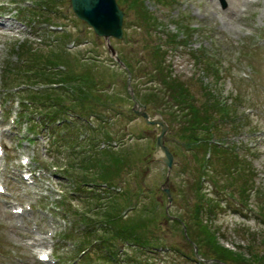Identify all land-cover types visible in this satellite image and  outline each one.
Listing matches in <instances>:
<instances>
[{"label": "rangeland", "instance_id": "1", "mask_svg": "<svg viewBox=\"0 0 264 264\" xmlns=\"http://www.w3.org/2000/svg\"><path fill=\"white\" fill-rule=\"evenodd\" d=\"M119 1L125 12L123 36L110 38L106 43L103 38L96 39L93 30L76 17L70 0H0V23H3L0 24V92H4V87L11 92L5 97L8 102L2 103L0 97L3 109L0 126L6 123L11 126L8 116L12 119L20 110L10 99L20 101V94L24 97L27 93L22 90L25 86H16V79L21 80L13 74L16 72L10 74L11 79L16 78L14 82L6 81L13 86L4 82V73L12 65L19 67L21 63L17 46L34 48L35 54L42 57L47 51L57 53L59 59L57 54L54 59L68 63L64 70L70 76L80 74L76 83H83V77L91 89L100 93L97 101L103 103L95 110L107 122H98L97 116L82 120L70 112L67 117L72 124L67 134L75 132L84 144L88 135L85 127L96 129L98 124H105L101 126L103 129L117 135L112 142L99 139V147L117 143L114 150H121L125 156L120 162L125 175L123 179L120 175L113 176L116 189L112 190H122L120 201L124 206L127 201L123 200L122 193L127 189L126 182L128 192L135 194L132 205L137 210H127L125 217L136 219L144 214L137 232L145 235L144 240L163 246L157 248L159 254L149 256L147 263L198 264L167 249L176 247L191 256L195 245L183 224L170 219L169 215L178 216L193 226L195 216L209 215L208 211H212L213 219L209 223L217 232L218 245L240 252L249 262H254L264 250V0ZM141 7L144 14L139 13ZM109 44L113 53L108 50ZM24 48L22 50H26ZM158 58H164L165 72L170 70L172 77L178 81L180 77L189 84L197 100L202 101L201 92L212 88L210 92L219 95L222 101L234 100L237 104L231 121L218 124L221 132L215 139L221 137L234 151L247 155L254 178L247 183L254 191L244 194L249 195L248 201L239 198L238 183L233 187L223 183L220 176L202 184L197 182L198 172H206V169L198 171L202 152H191L187 150L188 145L181 142L179 109L173 108L172 100L152 72ZM204 58L218 67V79L199 64ZM150 90L156 94V100L151 98ZM146 97L152 100L146 102ZM144 106L151 117L159 115L169 125L165 143L175 159L167 184L172 196L170 203L162 190L168 168L154 161L153 156L160 128L147 124L135 112L142 111ZM117 111L120 114H116ZM29 124L23 119L16 129L11 131L12 125L2 136L4 157L0 158V185L5 187L6 193L0 194V264H43L38 261L42 252L53 254L60 264H87L80 260L76 250V243L84 240V224L77 222L70 210L80 209L94 217L86 198L94 189L88 188L91 184L83 186L85 190L80 192L83 199L72 194L75 184L88 182L87 177L90 176V181L98 179L71 167L74 162L80 166L81 154L74 161L71 154L65 156L63 149L56 151L57 145L49 146L51 131L25 133ZM233 125L238 127L233 128ZM63 128L54 129L55 134H62ZM23 158L29 160L28 167L22 165ZM214 167L218 168L216 164ZM27 170L32 171L33 183L31 179H22L21 174ZM65 201L69 208L63 207ZM16 205L26 209L17 218L11 213ZM66 232L72 234L64 238L62 234ZM133 250L127 249L128 256ZM120 258L125 259V255ZM111 262L109 260L108 264H113ZM262 263L261 260L259 264ZM123 264L126 261L123 260Z\"/></svg>", "mask_w": 264, "mask_h": 264}, {"label": "trees", "instance_id": "2", "mask_svg": "<svg viewBox=\"0 0 264 264\" xmlns=\"http://www.w3.org/2000/svg\"><path fill=\"white\" fill-rule=\"evenodd\" d=\"M141 1L144 3L145 0ZM159 1L161 2L162 0ZM118 2L120 1L118 0ZM139 13L144 14L143 7H141ZM182 33H185V31ZM22 48L24 46L21 48L17 46V49L21 52H18V58L21 59L19 67L12 65L4 73L5 84L13 86V84H8L6 81L10 79V81L14 82L16 78L21 77L20 81L16 79L15 84L16 86L26 87L22 89L23 92H27L24 97L21 94L19 96L22 99L21 106L23 107L22 112H20V118L30 122V129L32 131L42 130V133L44 131H51L48 144L51 147L57 145L56 151L63 149L65 156L71 154L74 161H77L80 158L78 155L81 154L82 164L78 162L80 166L77 167L74 162L71 167L83 170L84 175H92L93 178L98 179V181L94 179L90 181L89 176L87 177L88 182L75 184L74 188L75 193L73 196L81 199L84 198L80 193L85 190L83 186L91 183L92 186L88 188L94 189L89 191L90 193L86 196L89 200L88 203L91 204L90 211L94 213L92 214L94 217H90V215L83 213L84 211L80 209L70 210L75 215V220L84 224V240L81 243H77L80 251L85 250L86 257L83 260L87 261V264H94L92 260L96 261V264H108L109 260H112L111 263L113 264H123V260L126 261V264H151L150 261L147 263L146 260H150L149 256H152V253L159 254L156 252L157 248L163 246L144 240L145 235L137 232V229L142 225L140 220L144 218V214L139 215L136 219L129 215L125 217L124 214L127 210H137L132 205V198L135 194L132 196L128 192L130 190L126 182L127 189L122 193L124 196L123 200L127 201L124 206L122 205V201H120L122 190L115 192L111 189L115 182L113 179L115 177L113 176L120 175V179L124 178L125 173L120 166V162L125 156L121 154V150L118 152L111 145H107V148H99L100 141L111 142L117 135L103 129L101 126L105 124H98L96 129L85 127L88 135L84 139V144L81 143V140H78L75 132L71 131L70 133L72 134H67L72 124V120L67 117L70 115V112H74L76 117L82 120L90 116H97L96 120L98 122H107V120L101 119L100 114L95 110L98 105H102L103 103L97 101L99 99L98 94L100 93L96 92V89H91L82 75L80 78L82 77L81 81L83 83H76L75 81L79 78L80 74H77L78 76H70L71 74L69 75L64 70L68 67V63L65 61L59 62V55L57 53L47 51L45 57H42L35 54L34 48H24L26 50H22ZM56 54L58 59H54ZM155 56L159 57L157 54ZM192 56L196 59L198 57L194 53ZM163 61L164 58L163 60L158 58L157 62L155 61L156 63L152 72L156 75L154 76L161 85V89L172 100L171 104H173V108L179 109V136L181 134L180 139L182 144L186 143L188 145L187 150L191 152H202L198 171L206 169V172H198L197 182L202 184L209 178L215 180L216 176H220L223 178L221 179L223 183H227L233 187H236L238 183L239 198L244 202L248 201L250 193L254 191V187H248L247 183L249 181L252 182L254 178L247 155L234 151L228 143H224L223 138L218 137L215 139V136H218L221 132V125L218 126V124L231 121V117L235 116L237 104L234 100L230 103L222 101L219 95L210 92L212 88L201 92L202 96H204L202 101L200 99L197 100L187 82L180 77L179 81L175 77H172L173 75L170 70H168V73L165 72ZM200 63L204 65L203 67L207 70L208 74L216 76V79H218L219 69L215 63L206 60V58L202 59ZM12 72H16L13 73L17 75L16 78L12 77L11 79L10 74ZM149 93H151V98H156V94L153 91L150 90ZM146 98V102L152 100L151 98ZM104 106L108 107L106 104ZM116 114H120V112L117 111ZM56 121H58V124L55 123ZM50 125L53 126L49 127ZM63 126V133L60 135L59 132L55 134L54 129H59ZM237 127L233 125V128ZM99 139L101 140L99 141ZM204 155H207V157L203 158ZM212 163L213 166H211ZM215 164L218 168L214 167ZM66 167L69 168V165ZM90 171L94 172L88 174ZM63 173V175L68 176L65 172ZM209 173L212 175L210 176ZM120 179L119 182H122ZM241 180H244V182L240 183L239 181ZM248 191L249 195L245 196V192ZM63 207L69 208L67 201L64 202ZM200 211L206 212L202 211V209ZM208 212L209 215L206 216L204 213L196 215V219H193V223H195L193 226L183 222L178 216L172 217L169 215V218H173L175 222L179 224L181 222L185 226L189 240L198 249V256L205 260H214L215 264L217 263L216 261L226 264H230V261H235L237 264H241V262L259 264L262 260V264H264V250L261 255L256 256L254 262H249L240 252L218 245L217 232H215L216 230L209 223L213 219L211 217L212 211ZM109 230L112 231L111 234H107ZM71 234L72 232H66L63 234V237L68 238ZM105 244L108 246H105ZM128 248L134 249L131 256H128ZM170 248H167L169 252L174 250L178 255H182L192 262L205 264L197 259L193 251L191 256H189V254L179 252L176 247L174 249ZM102 249L106 250V252H100ZM124 255L125 259L120 258V256L123 257ZM117 257L120 259L118 260Z\"/></svg>", "mask_w": 264, "mask_h": 264}, {"label": "water", "instance_id": "3", "mask_svg": "<svg viewBox=\"0 0 264 264\" xmlns=\"http://www.w3.org/2000/svg\"><path fill=\"white\" fill-rule=\"evenodd\" d=\"M70 5L76 17L84 21L93 30L96 39L103 38L108 43L110 38H122L124 11L119 6L117 0H70ZM108 50L113 53L110 44ZM135 112L141 115L147 124H156L160 128L156 135L153 156L154 161L162 162L168 168L162 190L167 196L168 203H170L172 196L167 184L169 181V171L175 163V159L173 153L165 143L169 125L159 115L151 117L146 111L145 106L142 111L135 110ZM194 251L197 253L196 247H194ZM209 261L211 260H206L205 262L209 263Z\"/></svg>", "mask_w": 264, "mask_h": 264}, {"label": "bare ground", "instance_id": "4", "mask_svg": "<svg viewBox=\"0 0 264 264\" xmlns=\"http://www.w3.org/2000/svg\"><path fill=\"white\" fill-rule=\"evenodd\" d=\"M42 253H44V252H42ZM41 254V253H40Z\"/></svg>", "mask_w": 264, "mask_h": 264}]
</instances>
